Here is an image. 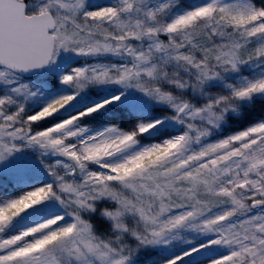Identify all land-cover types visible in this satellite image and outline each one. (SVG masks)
<instances>
[{
  "label": "snow or ice",
  "instance_id": "snow-or-ice-1",
  "mask_svg": "<svg viewBox=\"0 0 264 264\" xmlns=\"http://www.w3.org/2000/svg\"><path fill=\"white\" fill-rule=\"evenodd\" d=\"M258 101L264 0H0V264H264Z\"/></svg>",
  "mask_w": 264,
  "mask_h": 264
},
{
  "label": "rangeland",
  "instance_id": "rangeland-1",
  "mask_svg": "<svg viewBox=\"0 0 264 264\" xmlns=\"http://www.w3.org/2000/svg\"><path fill=\"white\" fill-rule=\"evenodd\" d=\"M192 2H194V0H186V3H192ZM261 103H264V102H259L258 101L257 104L254 105V107L252 109L247 110L244 113V115L248 116V117H252V118L258 117L260 115V113H261ZM241 120L242 121L239 122L236 126H243V123L246 122V121H243V117L241 118ZM153 255H154V253L151 252V251L143 252L139 256L136 264H147V262L151 261Z\"/></svg>",
  "mask_w": 264,
  "mask_h": 264
}]
</instances>
